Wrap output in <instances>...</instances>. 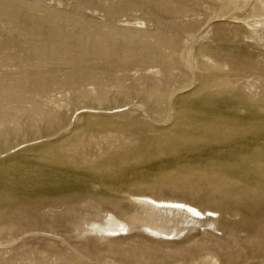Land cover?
Listing matches in <instances>:
<instances>
[{"label":"rangeland","instance_id":"374dc122","mask_svg":"<svg viewBox=\"0 0 264 264\" xmlns=\"http://www.w3.org/2000/svg\"><path fill=\"white\" fill-rule=\"evenodd\" d=\"M0 264H264V0H0Z\"/></svg>","mask_w":264,"mask_h":264},{"label":"bare ground","instance_id":"6f19581e","mask_svg":"<svg viewBox=\"0 0 264 264\" xmlns=\"http://www.w3.org/2000/svg\"><path fill=\"white\" fill-rule=\"evenodd\" d=\"M127 109L126 106H121L110 110L109 113H120ZM96 109L92 108H81L78 112H96ZM31 143H22L15 147L14 151H18L20 149H23L27 145ZM133 200L137 203H140L144 206H147L149 209H156L158 211H165V212H182L186 214V216L200 220L202 219L205 221L207 225H209L208 229L213 228V221L214 218L218 217V214L215 210L210 208H200L194 204H192L189 201L183 200L176 196H158L155 194H152L150 192H138L132 196ZM107 225H96L93 229L97 230L96 232H99L102 236H106L109 238H118L126 235L128 233L127 226L125 223L112 220L108 222ZM187 227H184L182 230H184ZM146 230L151 233H147ZM175 231V230H162L158 228H154L150 225L144 226V233L146 235L152 236V234H156L159 236L160 240L168 241V240H175L177 238V235L182 231ZM170 234H172V237H168Z\"/></svg>","mask_w":264,"mask_h":264}]
</instances>
